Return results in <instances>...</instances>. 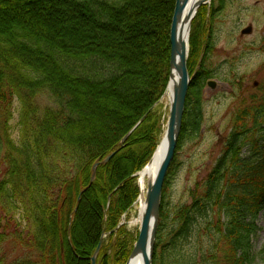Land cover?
<instances>
[{
    "label": "trees",
    "instance_id": "obj_1",
    "mask_svg": "<svg viewBox=\"0 0 264 264\" xmlns=\"http://www.w3.org/2000/svg\"><path fill=\"white\" fill-rule=\"evenodd\" d=\"M175 3L0 0V218L14 226L0 232V264H91L101 240L99 264H126L138 234L122 217L165 131L156 106L169 83ZM200 9L204 37L190 39L193 78L176 153L201 129L212 74L206 58L197 69L209 32ZM258 90L233 109L220 155L166 234L172 162L153 264H190L170 255L200 218L211 224L206 263L251 264L255 222L264 217V83ZM116 150L92 180L94 164ZM8 240L19 252L13 260Z\"/></svg>",
    "mask_w": 264,
    "mask_h": 264
},
{
    "label": "rangeland",
    "instance_id": "obj_2",
    "mask_svg": "<svg viewBox=\"0 0 264 264\" xmlns=\"http://www.w3.org/2000/svg\"><path fill=\"white\" fill-rule=\"evenodd\" d=\"M215 5V0H210L203 6H206L207 10L211 9L210 36L207 40L211 45L207 49L205 62L206 68L212 70V74L207 81L214 80L216 86L211 88L207 81L204 83L201 129L196 135L182 142L173 160V173L166 188L167 200L170 203V219L166 234L177 225L176 210L191 204V190L195 188L197 181L207 175L220 155L226 136L231 131L233 109L240 103L242 96L248 97L251 93H259L258 88L264 83V0H226L224 9L213 15L212 8ZM197 15L191 23L190 39L194 36L201 38L202 35L204 18ZM205 21L206 24L209 21L208 12ZM249 25L253 26V32L242 35L241 30ZM255 81L259 82L258 86H254ZM156 108L166 118L164 125L166 129L170 101L165 94ZM17 122L18 103L15 105L14 118L11 121L15 133L18 130ZM137 206L136 202L122 217V223L134 234H139L140 228V223L136 221L139 217ZM1 220L0 232L6 227V231L11 232L13 224L9 223L8 219ZM255 223L257 229L252 239L251 264H264V257L261 255L264 245L262 214ZM210 228V221L207 218H200L190 236L173 250L170 260L209 264L204 261L201 253L210 246ZM5 248L10 252L9 260L15 259L19 254L18 251H14L15 244L10 240L5 242Z\"/></svg>",
    "mask_w": 264,
    "mask_h": 264
},
{
    "label": "water",
    "instance_id": "obj_3",
    "mask_svg": "<svg viewBox=\"0 0 264 264\" xmlns=\"http://www.w3.org/2000/svg\"><path fill=\"white\" fill-rule=\"evenodd\" d=\"M189 1L190 0H176L175 3V9L170 28L171 57L168 86L171 80L174 79L175 82L173 98L170 101L169 117L167 120L166 130L164 132V138L167 142V149L155 178L152 180H148L147 182L146 194L143 196V194L141 193V198L143 196L145 200V208L141 214V223L137 241L134 244L133 250L126 264H131V262L139 254L143 256L144 264H153L164 183L169 168L176 155L178 141L183 126V119L189 86L192 81V77L188 69L190 35L188 37L187 30L190 29V25L199 7L203 4H206L210 0L199 1L195 6L191 8V10L186 12ZM252 32V25H249L241 30L242 35L251 34ZM258 84L259 82H254V86H258ZM208 86L214 88L216 86V82L214 80H209ZM128 135L124 137L123 141L126 140ZM117 152L118 150L112 152L103 161H97L94 164L92 180L95 178L97 167L101 163H106L111 160V158ZM101 246L102 240L96 248L95 253L91 257V264H99L97 263V258Z\"/></svg>",
    "mask_w": 264,
    "mask_h": 264
},
{
    "label": "bare ground",
    "instance_id": "obj_4",
    "mask_svg": "<svg viewBox=\"0 0 264 264\" xmlns=\"http://www.w3.org/2000/svg\"><path fill=\"white\" fill-rule=\"evenodd\" d=\"M199 1H201V0H190L188 5H187L186 12L191 10V8L193 6H195ZM190 33H191V25H190V29L187 30L188 37H189ZM174 82H175L174 79L171 80V82H170V84L166 90V93H165V95L169 99V101H171L173 98ZM166 149H167V142H166V140L164 138V134H163V136L161 137V140L158 144V147L155 150L151 160H149V162L143 167V169L139 173L140 191L142 192L143 196L145 195L146 185H147L148 180L154 179L159 168H160V165H161L162 160H163L165 153H166ZM143 196L141 199L139 198L137 201V204H138L137 209L139 212V217L137 218L136 221L139 223H141V214L145 208V200H144ZM131 264H144L143 256L141 254L137 255L135 257V259L131 262Z\"/></svg>",
    "mask_w": 264,
    "mask_h": 264
},
{
    "label": "flooded vegetation",
    "instance_id": "obj_5",
    "mask_svg": "<svg viewBox=\"0 0 264 264\" xmlns=\"http://www.w3.org/2000/svg\"><path fill=\"white\" fill-rule=\"evenodd\" d=\"M225 1L226 0H215L216 5L212 8L213 15L218 14L219 12H221L224 9V7H225ZM207 12L209 14V22L211 24V16H210L211 15V9L209 8L207 10ZM208 30H209V32H208V35H207V38H206V42L202 46L203 47V53L201 54V56H200V58L198 60V67H197V69L200 68V66L203 65L204 60H205V56L207 55V49L209 48L208 47V44L206 45V43H209V42H207V40H208V38L210 36V25H208ZM203 37L204 36H203V32H202L201 38H203Z\"/></svg>",
    "mask_w": 264,
    "mask_h": 264
}]
</instances>
